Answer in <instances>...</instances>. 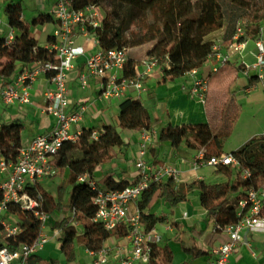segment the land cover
Wrapping results in <instances>:
<instances>
[{
  "label": "trees",
  "instance_id": "obj_1",
  "mask_svg": "<svg viewBox=\"0 0 264 264\" xmlns=\"http://www.w3.org/2000/svg\"><path fill=\"white\" fill-rule=\"evenodd\" d=\"M208 4H216L220 11L216 20L201 25V15ZM73 8L85 10L89 7L106 8L101 26L89 33L95 37L102 50L135 48L157 43L148 52V56H156L163 82H174L185 77L193 70L201 71L206 66L208 56L216 45L206 37L219 28L222 30V44L226 45L233 39L238 25L246 22V33L253 40L259 39L264 25V0H73ZM22 1L5 0L3 13L9 28L16 30L15 40L7 45L6 39L0 35V79L9 81L23 68L36 62H52L57 60L46 47L32 36V28L52 24L53 14L41 13L31 23L21 19L23 15ZM171 37L172 46L167 49L160 47ZM137 62L130 59L125 66L127 78L136 76ZM243 67L225 66L217 72L206 76L208 91L204 106L207 116L206 123H188L173 126L169 119L159 125L156 132L160 143H167L177 150L181 145L189 149L205 150L206 157L224 155L223 147L231 137L236 122L242 111L241 104L233 92ZM54 72H48L51 77ZM250 85L256 83L249 77ZM118 127L122 130H133L152 135L155 124L151 113L146 109L140 98L128 97L121 101L118 112ZM25 126L21 122L1 124L0 128V159L7 162L16 161L22 146V132ZM97 133L98 138L93 139ZM126 146L117 128L103 124L101 127L83 129L76 140L65 141L59 150L54 164L57 174L50 179L60 178L56 196L48 192L41 182L28 189L30 195L41 201V209L51 216L48 225L55 219L52 229L59 230L57 241L60 253L67 264L76 260V247L80 246L89 252H99L110 238L124 239L128 229L119 227L114 231L95 222L97 209L92 203L95 191L89 180L95 179L96 170L117 158V150ZM233 155L240 162V169L233 166H218L214 173L224 176L225 181L211 184L205 180H197L190 184L178 185L172 179L161 184H153L144 191L137 208L140 221L147 231L168 224L166 216L147 213L156 199H161L171 208L189 202L188 195L198 191L200 205L205 211L204 219L212 222L218 233L239 218V203L246 199L252 187L264 183V135L251 138ZM242 170L251 174V179L242 177ZM87 175L88 181L80 182L79 178ZM129 182L117 180L109 175L101 188L107 191H123ZM10 215H20L21 210L10 207ZM171 227L178 228V222ZM23 226L32 232H38L40 224L27 213ZM185 232L182 233V236ZM183 251L191 258L198 259L209 253L193 242H185L182 237L176 239ZM4 246V244H1ZM13 249L15 244H7ZM32 256L29 262L34 260ZM174 254L168 243L153 245L149 264H172ZM52 264H59L52 260ZM188 264V263H186Z\"/></svg>",
  "mask_w": 264,
  "mask_h": 264
},
{
  "label": "built area",
  "instance_id": "obj_2",
  "mask_svg": "<svg viewBox=\"0 0 264 264\" xmlns=\"http://www.w3.org/2000/svg\"><path fill=\"white\" fill-rule=\"evenodd\" d=\"M73 0H54L52 11L56 29L55 41L46 48L54 54L57 62H36L25 67L16 79L7 83L0 79V102L4 107L32 104V90L39 77L47 78L53 89L46 94V103L41 109L45 115L54 118V126L50 132L37 136L30 144L23 147L14 162L0 159V264H30L29 259L43 248L51 239L45 233L51 216L42 211L41 201L33 198L28 189L34 187L43 179H49L57 174L54 164L59 150L65 141L76 140L81 133L71 134L73 125L79 124L87 112L88 106L82 105L79 110L69 112L70 107L68 76L74 69L76 61L85 56L86 51L82 46L75 44V30L80 28L84 34H90L89 28L95 30L102 24L99 20V7H89L85 10H76L72 5ZM21 19H24L22 16ZM246 22L238 25L230 43L216 44L208 56L206 66L211 73L217 72L225 66L243 67L244 74L254 77L256 83L251 90L260 87L264 92V40L261 29L259 39L253 41L246 33ZM16 30L11 29L7 35L6 44L10 45L15 40ZM254 43L255 51L249 52V46ZM129 49L120 48L112 50L99 49L86 58L85 73L79 77L82 89L88 86L90 77L98 79L100 91L106 100L122 101L129 97V93L140 96L146 91L145 78L159 67L156 56H147L141 61L143 70L136 73L133 78L124 75L126 64L129 62ZM252 54L253 62L247 61V56ZM48 72H54L47 77ZM189 76L191 83L187 92L193 98L204 103L208 91L206 77H201L200 71L193 70ZM132 97V96H130ZM1 128V122H0ZM98 134H93L97 139ZM148 134L144 133L143 141L139 144L138 159L135 163L138 176L136 181L129 184L123 191H107L101 188L96 180H89L84 175L80 182L88 181L95 191L92 203L97 212L94 221L102 224L106 230L114 231L119 227L128 229L126 237L131 246L120 264H135L143 262L149 264L150 253L153 245H159L161 237L158 236L156 227L147 231L140 221V212L137 208L142 194L153 184H161L169 179L176 183L182 178L181 170L166 163H153L147 160L149 150ZM208 167L233 166L240 169V162L233 155L212 156L207 158L205 150L197 152L191 162L193 171ZM244 179H251L247 170H242ZM136 205V206H135ZM10 207L21 210L20 216L27 218L31 214L40 224L39 231L30 240H22L26 228L22 225H13L9 222ZM132 211V212H131ZM239 220L225 227L221 233L227 240L212 251L209 264H232L233 256L239 251L251 250L252 243L247 234H264V183L252 187L246 199L239 203L237 210ZM183 217H187L184 213ZM166 229H170L167 228ZM215 231V230H214ZM215 233H218L215 231ZM52 237L59 236V230H51ZM4 244V246H1ZM7 244H15L10 249ZM94 256V264H108L110 250L103 248L99 252H89Z\"/></svg>",
  "mask_w": 264,
  "mask_h": 264
},
{
  "label": "crops",
  "instance_id": "obj_3",
  "mask_svg": "<svg viewBox=\"0 0 264 264\" xmlns=\"http://www.w3.org/2000/svg\"><path fill=\"white\" fill-rule=\"evenodd\" d=\"M38 1L39 5L36 7V10H39L38 15L43 11H45V13H51L55 8L54 0ZM4 4L5 0H0V17ZM48 26H51L52 29H48ZM41 27L43 32L36 31V29L32 28V36L39 42V46L47 47L49 44L55 41L53 35L56 29V23L46 24ZM10 31L11 28H9L7 21L2 22V20H0V35L7 37ZM42 33H45L43 42H41V38L43 36ZM262 38L264 40V30L262 33ZM74 40L76 46H82L86 51V54L76 61L74 69L68 76L67 85L69 89L70 100V107L68 111L71 112L79 110L84 104L88 106V109L83 116V120L79 124H76L72 127V135L76 134L78 131H82L83 129L101 127L103 124L110 125V120L107 113L114 107H116L119 112V105L121 103V101L106 100L103 98L100 91V83L96 78L90 77L88 79V86L85 89L81 88L79 84V77L85 73L86 58L99 50L100 47L93 35L84 34L80 28L75 30ZM254 51V43H251L249 46V52ZM128 54L130 59H133L137 62L136 72H141L143 70L141 65L142 59L136 57V54L132 51L130 52V50ZM146 56L148 55L146 54ZM247 61H254L252 54L247 56ZM21 72L22 71L6 82L10 83L16 79ZM209 73L210 71L206 66L200 71L201 77H206ZM241 77L245 79V82H241ZM190 83L191 80L189 76H185L174 82H163L162 73L158 67L152 74L146 76L145 92L141 93L140 96H136V94L131 92L129 93V97L132 96V98H140L144 107L150 111L155 124V130L153 131L152 135H148L147 144L149 146V150L147 154V160L153 163H166L178 167L182 172V178L179 182H177L178 185L190 184L197 180H205L208 182L209 178H212L211 175L214 171V169H212L214 167L208 166H205L198 171H193L191 168V162L195 158L198 151L191 150L186 145H181L179 149L175 150L171 148L169 144L160 143L158 140L156 130L159 125L167 121V119H169L173 126L188 123L207 122L204 103L196 98L191 97L187 92V88ZM235 87L238 89L236 93L239 96L242 93L246 95L256 93L254 91H258L259 89L257 87L251 90L252 85H250L249 77L245 74L239 75V78L234 85V88ZM52 89L53 85L48 81L47 78L39 77L33 86L31 105L5 107L3 113H0L1 124L10 122H21L24 124L25 129L22 132L23 147L28 146L30 142L37 136L50 132L54 126V118L41 112L42 107L46 103V94ZM233 92H235V90ZM248 101L249 104L253 105L260 103L259 105L264 107L263 90L261 94L257 93L254 98ZM199 104H202L204 108L203 114L199 112ZM118 132L125 141L126 146H123L117 150L118 154L115 160L101 165L96 170L95 179L100 184H103L104 180L109 175H112L117 180H126L129 182V184L133 183L137 179L138 172L136 170L135 163L138 159L139 144L143 141L144 133L133 130H121ZM259 135H264V128L261 129V131H255L252 133L245 143L251 138ZM221 182L224 181H220L219 183ZM194 198L196 199L197 204L201 207L200 195L198 191H194L188 195L189 203ZM158 201H161L164 204V211H162V213H158L154 210L152 205V207L147 210V213L154 214L159 217L166 216L168 222L172 223L176 221L179 223L178 228L171 227L168 224L156 227V230L159 234L158 236L161 237V242L159 245L163 246L167 242L168 246L173 251L174 259L172 264H209L212 258L213 249L226 242V235L222 233H215L213 223L205 221V211L202 209V207L201 213L197 219L192 223L190 222L188 227L184 229V225L180 221L181 219H175L174 214L176 210L174 211V209L163 200L159 199ZM166 207H169L170 210H167ZM188 217L189 214L187 213V217L183 218L186 219ZM166 227L170 229H166ZM209 227L212 228L210 231H208ZM51 230L52 227L48 225L45 233L49 235L51 239L34 255L36 257L34 260L29 262L30 264H52V260H58L59 264H67L64 257L60 253V244L58 243L57 238L52 237ZM183 232H185V234L182 236ZM35 234L36 232L26 229L25 234L22 236V240L30 241L35 236ZM179 237H182V239L187 243H196L199 248L207 251L209 255L198 259L189 257L183 251L181 244L177 243L176 239ZM247 238L252 243V249L239 251L236 253L232 258V264H264V234H247ZM172 243L179 244L181 252H175L172 248ZM104 248L110 250L108 264H120L121 258L130 251L131 246L127 238H110L105 242ZM84 252L91 258L92 264H94V256H92L87 250H84ZM60 255L62 260L58 259ZM135 264L144 263L139 261Z\"/></svg>",
  "mask_w": 264,
  "mask_h": 264
},
{
  "label": "rangeland",
  "instance_id": "obj_4",
  "mask_svg": "<svg viewBox=\"0 0 264 264\" xmlns=\"http://www.w3.org/2000/svg\"><path fill=\"white\" fill-rule=\"evenodd\" d=\"M39 5V1L38 0H24L22 1V6H23V15H24V20L27 23H31L32 20L36 17V15L38 16L39 10H36V7ZM99 20H103L106 14V8L104 6L99 7ZM220 11V8L216 5V4H208L202 15H201V19H200V24L201 25H206L209 23V21L211 19L216 20L218 13ZM42 13H45V11H43ZM2 22H6V17L2 11L1 13V17ZM48 29H52L51 26L47 27ZM36 29V31H42V27L39 26ZM34 31V32H36ZM42 38H41V42H43V39L45 38V33H42ZM222 37V30L217 28L215 29L213 32H211L206 39L208 40H212L215 44H220L222 42L221 40ZM172 38L169 37L167 39V41L163 44L160 45V47H165L167 49H169L172 46ZM157 45V43L155 41L149 43V44H145L143 46H139V47H135V48H128L130 50V52H134L136 54V57H138L139 59L144 60L147 56L146 54H148L149 50L154 46ZM207 69L209 70V67L206 66ZM241 82H245V79L243 77H241ZM236 84V83H235ZM240 86V84H239ZM258 91H254L256 93H251L250 95H246V94H241L240 96L237 95L236 91H238V89H236V87L233 89L235 90L236 93V99L238 101L239 104H241L242 106V111L239 115V118L236 122L234 131L231 135V137L226 141L224 147H223V153L225 155H231L234 151H236L238 148L241 147L242 144L245 143V141L248 139V137L250 135H252V133H254L255 131H261V129L264 128V107L260 106V103H256V104H249L250 99L254 98L256 96V94H261L262 90L260 87H258ZM233 90V91H234ZM256 102V101H255ZM259 102V101H258ZM264 105V104H263ZM262 107V109H261ZM0 113H3L5 107L0 103ZM112 111V112H110ZM107 115L109 116V120H110V124L115 126L117 128L118 131H121L122 129H120L118 127V120H117V116H118V110L116 107H114L112 110H110ZM74 126V125H73ZM215 169L216 168H212ZM213 171L212 173V178H209L208 182L211 184H215V183H219L220 181H225V177L224 176H219L218 174H215ZM60 183V178H56V179H43L41 181V184L44 186V188L50 192L54 197L56 196V191H57V187L58 184ZM159 199L155 200L154 204H153V208L156 212L158 213H162V211H164V204L161 201H158ZM136 206V205H135ZM167 210H170L169 207H166ZM176 210V211H175ZM201 207L197 204L196 199H192L191 202H185L180 204L177 208L174 209L175 211V219L180 220L183 225H184V229H186L189 225V223L194 222L197 217L199 216V214L201 213ZM132 212V211H131ZM188 213L189 217L188 218H183L184 213ZM25 217L24 216H20V215H9L8 216V220L11 224L13 225H19L22 226L25 223ZM55 224V219H52V221L50 222L49 226L53 227ZM171 223L169 222L168 225H170ZM212 228L209 227L208 231H210ZM0 242H2V239L0 238ZM179 243V242H177ZM177 243H172V248L174 249L175 252H181L180 251V245ZM194 243V242H193ZM76 260L73 263L70 264H92V260L91 258L85 254L84 252V248L77 246L76 247ZM59 260H62L61 255L58 257ZM66 261V260H65ZM67 263V262H66Z\"/></svg>",
  "mask_w": 264,
  "mask_h": 264
},
{
  "label": "bare ground",
  "instance_id": "obj_5",
  "mask_svg": "<svg viewBox=\"0 0 264 264\" xmlns=\"http://www.w3.org/2000/svg\"><path fill=\"white\" fill-rule=\"evenodd\" d=\"M198 107H199V112L201 114H203L204 113V108H203L202 104H199Z\"/></svg>",
  "mask_w": 264,
  "mask_h": 264
}]
</instances>
